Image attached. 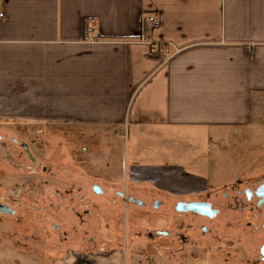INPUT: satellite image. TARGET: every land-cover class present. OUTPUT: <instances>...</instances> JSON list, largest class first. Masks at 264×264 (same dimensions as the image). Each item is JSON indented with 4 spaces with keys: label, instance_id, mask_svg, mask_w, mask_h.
Masks as SVG:
<instances>
[{
    "label": "crops",
    "instance_id": "obj_1",
    "mask_svg": "<svg viewBox=\"0 0 264 264\" xmlns=\"http://www.w3.org/2000/svg\"><path fill=\"white\" fill-rule=\"evenodd\" d=\"M0 13V120L122 127L125 211L153 183L174 216L207 193L216 158L240 165L238 135L264 132V0H0ZM99 235L63 263L124 264Z\"/></svg>",
    "mask_w": 264,
    "mask_h": 264
},
{
    "label": "rangeland",
    "instance_id": "obj_2",
    "mask_svg": "<svg viewBox=\"0 0 264 264\" xmlns=\"http://www.w3.org/2000/svg\"><path fill=\"white\" fill-rule=\"evenodd\" d=\"M87 131L64 125L37 129L25 120H0V204L13 210L0 213V264H64L70 252L80 257L84 251L99 250L85 246L100 243V232L115 241L124 264H259L252 256L257 241L243 213L212 221L187 213L177 221L167 203L152 197L153 183L139 185L145 192L135 200L141 204L131 201L123 210L118 194L125 195L134 184L122 173L127 134L122 127ZM236 138L233 149L240 165L223 155L216 158L213 173L199 176L207 193L264 173V148L258 143L264 132H244ZM93 185L100 186L101 193L94 192ZM177 223L180 232L189 233L183 254H177L181 244L174 241ZM189 225L195 234L188 231ZM201 225L209 232L203 233ZM160 230L167 235L156 232Z\"/></svg>",
    "mask_w": 264,
    "mask_h": 264
},
{
    "label": "flooded vegetation",
    "instance_id": "obj_3",
    "mask_svg": "<svg viewBox=\"0 0 264 264\" xmlns=\"http://www.w3.org/2000/svg\"><path fill=\"white\" fill-rule=\"evenodd\" d=\"M23 144L24 143H21L20 145ZM30 159L31 161H35L34 157ZM121 196L123 198V195ZM184 202L206 203L208 204L206 210L211 214H201L194 210L178 209L177 207L180 206L179 203ZM173 211L177 221H180L181 216L186 215L187 213L203 217L207 219V221H212L220 216L225 217L230 213H243L242 216L247 217V225L252 226L251 238L257 241L255 246L256 251H253L254 255L251 253L254 257L253 260L255 263L264 264V173H261L253 178H238L231 183L223 185L216 191L208 192L205 195L189 196L188 199L178 200L174 204ZM180 224L181 223L175 224L176 229L173 231V234L176 237L174 241L181 244L177 250V254H183L185 251L184 246L187 245V242H189L187 237L189 233L187 235V230L180 232ZM190 226L191 225L187 228L188 231L190 229L191 233L195 234L194 229ZM207 229V226L201 225L203 233H208L209 229ZM164 232L165 234L163 235H167V232ZM193 246L197 245L195 244Z\"/></svg>",
    "mask_w": 264,
    "mask_h": 264
},
{
    "label": "water",
    "instance_id": "obj_4",
    "mask_svg": "<svg viewBox=\"0 0 264 264\" xmlns=\"http://www.w3.org/2000/svg\"><path fill=\"white\" fill-rule=\"evenodd\" d=\"M22 147H23L26 155L30 158H33V156L31 155V153H30V151H29V149L25 143L22 145ZM92 189L96 193H101V191H102L101 187L98 185H93ZM128 201H134L133 197H129ZM136 202L141 204V202L139 200H137ZM155 205H158V202H156ZM179 205L182 206V207H180V206L177 207L180 210H194V211L199 212L201 214H209V215L211 214L206 210L208 207V204H206V203L184 202V203H179ZM12 212H13V210L11 208H9L7 205L0 204V213H10L11 214ZM157 233L165 234L164 231H157Z\"/></svg>",
    "mask_w": 264,
    "mask_h": 264
},
{
    "label": "built area",
    "instance_id": "obj_5",
    "mask_svg": "<svg viewBox=\"0 0 264 264\" xmlns=\"http://www.w3.org/2000/svg\"><path fill=\"white\" fill-rule=\"evenodd\" d=\"M3 16V13H0V18ZM146 24L155 25L158 23L157 19L153 15H149L145 18ZM87 31H91V28L87 27Z\"/></svg>",
    "mask_w": 264,
    "mask_h": 264
}]
</instances>
